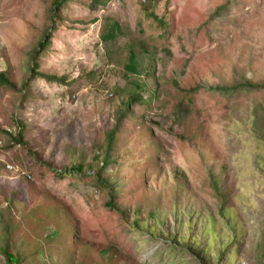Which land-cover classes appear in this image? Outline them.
<instances>
[{"label":"rangeland","instance_id":"obj_1","mask_svg":"<svg viewBox=\"0 0 264 264\" xmlns=\"http://www.w3.org/2000/svg\"><path fill=\"white\" fill-rule=\"evenodd\" d=\"M52 1L0 0V264H264V0Z\"/></svg>","mask_w":264,"mask_h":264},{"label":"trees","instance_id":"obj_2","mask_svg":"<svg viewBox=\"0 0 264 264\" xmlns=\"http://www.w3.org/2000/svg\"><path fill=\"white\" fill-rule=\"evenodd\" d=\"M62 1L64 2L65 0H53L52 1V11L55 13V16H58V11L60 9V5L62 3ZM104 1H107V0H104ZM119 28V25L117 24V22H113L111 24V28L112 30H114L115 28ZM54 29V26L53 25H50L48 28H46L45 30V33H44V36L43 38L37 43L36 47H35V51H34V57L35 58L36 56H39L41 54L42 51L45 50V47L48 45L49 43V40H50V37H51V32L50 30ZM103 40H113L115 38V35L113 33H108L107 35H102L100 36ZM133 63V56L130 57V62H129V65H128V70H131V71H135V67L134 65H132ZM36 70V67L35 65L33 64L30 71V77H34L35 75H40V76H45V79L46 78H49L47 75L45 74H42L40 72H37L35 71ZM0 81L6 85H10L11 83L8 82V80H6L5 78V74L4 72H0ZM261 85H264V83H262ZM244 86L248 87L249 88H255L257 87L258 85L256 84H253L251 82H247ZM11 140L13 142H21V139L19 140L18 138H14V135H9ZM104 162L101 163V165H103ZM80 167H81V163H76L74 165H72L71 167L69 168H65L64 172L65 173H70V171H79L80 170ZM99 169L101 170L102 169V166H99Z\"/></svg>","mask_w":264,"mask_h":264},{"label":"built area","instance_id":"obj_3","mask_svg":"<svg viewBox=\"0 0 264 264\" xmlns=\"http://www.w3.org/2000/svg\"><path fill=\"white\" fill-rule=\"evenodd\" d=\"M117 1H119V0H117ZM10 166H11V165H10ZM10 166L8 167L9 169L11 168Z\"/></svg>","mask_w":264,"mask_h":264}]
</instances>
